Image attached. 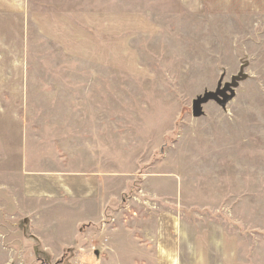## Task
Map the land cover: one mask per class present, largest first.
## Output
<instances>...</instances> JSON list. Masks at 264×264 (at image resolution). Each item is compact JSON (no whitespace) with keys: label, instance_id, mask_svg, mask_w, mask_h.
Returning a JSON list of instances; mask_svg holds the SVG:
<instances>
[{"label":"rangeland","instance_id":"rangeland-1","mask_svg":"<svg viewBox=\"0 0 264 264\" xmlns=\"http://www.w3.org/2000/svg\"><path fill=\"white\" fill-rule=\"evenodd\" d=\"M198 2L0 0V264H152L169 221L264 264V8L220 9L264 0Z\"/></svg>","mask_w":264,"mask_h":264},{"label":"crops","instance_id":"crops-1","mask_svg":"<svg viewBox=\"0 0 264 264\" xmlns=\"http://www.w3.org/2000/svg\"><path fill=\"white\" fill-rule=\"evenodd\" d=\"M191 2V7L193 9H199L198 0H189ZM220 6L222 10H236L242 12L259 11L264 6ZM212 7V6H210ZM215 8V7H214ZM192 9V8H191ZM91 20V18H90ZM90 20H88L90 22ZM91 23V22H90ZM97 26V25H96ZM35 178L32 180L34 181ZM30 181V180H29ZM28 186V184H27ZM30 190V189H29ZM34 190L36 188L34 187ZM35 197V192L32 193ZM166 226H159L156 230V239H157V251L156 257L158 256L156 262L152 264H195V259L191 256L195 255V251L198 250L196 245V233H193L191 227L172 225L169 221ZM209 241L206 244H203V247H200L198 252V258L201 264H224L221 261V256L225 252L222 241V236L218 230H212L209 236ZM141 245V244H140ZM146 247H139L141 252H147L150 248V245L146 244ZM184 255V258H183ZM139 261V262H138ZM133 258L131 263L134 264H150L146 258L143 257L139 260Z\"/></svg>","mask_w":264,"mask_h":264},{"label":"water","instance_id":"water-1","mask_svg":"<svg viewBox=\"0 0 264 264\" xmlns=\"http://www.w3.org/2000/svg\"><path fill=\"white\" fill-rule=\"evenodd\" d=\"M242 77L234 76L231 82L222 84L219 82L216 90L205 92L203 96L198 97L193 103V115L200 117L203 115V105L210 101L217 102L220 106L226 107L227 104L233 100L236 95V87L239 85V81ZM244 79V78H243Z\"/></svg>","mask_w":264,"mask_h":264}]
</instances>
